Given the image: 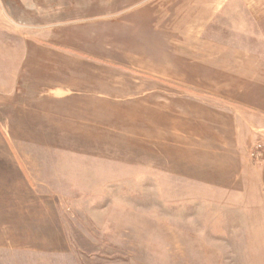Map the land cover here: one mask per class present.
I'll list each match as a JSON object with an SVG mask.
<instances>
[{
  "label": "rangeland",
  "instance_id": "obj_1",
  "mask_svg": "<svg viewBox=\"0 0 264 264\" xmlns=\"http://www.w3.org/2000/svg\"><path fill=\"white\" fill-rule=\"evenodd\" d=\"M262 155L264 0H0V264H264Z\"/></svg>",
  "mask_w": 264,
  "mask_h": 264
},
{
  "label": "crops",
  "instance_id": "obj_2",
  "mask_svg": "<svg viewBox=\"0 0 264 264\" xmlns=\"http://www.w3.org/2000/svg\"><path fill=\"white\" fill-rule=\"evenodd\" d=\"M238 186L237 189L242 187H250L252 185L261 190H264V155H262L261 160H259L253 167H245L240 169L238 175ZM13 229V226H12ZM21 236L30 237V230H23ZM8 264V262H6Z\"/></svg>",
  "mask_w": 264,
  "mask_h": 264
},
{
  "label": "built area",
  "instance_id": "obj_3",
  "mask_svg": "<svg viewBox=\"0 0 264 264\" xmlns=\"http://www.w3.org/2000/svg\"><path fill=\"white\" fill-rule=\"evenodd\" d=\"M258 147H259V146H258ZM258 147H257V148H258ZM250 156H251V157H253V156H254V153H253V154H251Z\"/></svg>",
  "mask_w": 264,
  "mask_h": 264
}]
</instances>
